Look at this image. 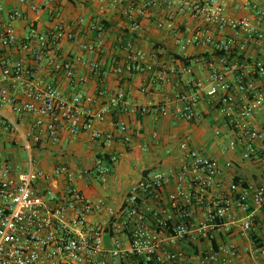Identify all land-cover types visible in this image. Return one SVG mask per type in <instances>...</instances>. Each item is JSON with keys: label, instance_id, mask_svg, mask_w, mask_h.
I'll use <instances>...</instances> for the list:
<instances>
[{"label": "built area", "instance_id": "1", "mask_svg": "<svg viewBox=\"0 0 264 264\" xmlns=\"http://www.w3.org/2000/svg\"><path fill=\"white\" fill-rule=\"evenodd\" d=\"M105 1L121 11L132 33L142 30V21L152 12H163L155 26L173 35L179 54L192 47L209 48L215 56L224 53L217 64L210 62L207 85L177 94L166 105L134 108L131 113L193 121L204 94L216 99L217 114L231 131L229 150L240 149L243 161H253L257 144L264 141V131L253 123L256 116L264 115V88L256 84L264 78V63L237 58L249 44L264 43V7L256 0H241L248 13L237 18L227 8L233 0ZM31 9L38 11L34 5ZM179 15L191 22L185 24L187 33L174 24ZM21 18L19 11L7 13L0 49H18L38 64L47 57L49 73L70 83L84 55L102 49L101 40L81 43L80 29L68 23L56 24L49 32L31 28L19 42L14 23ZM97 30L100 38L101 24ZM67 43L78 48L77 56H61ZM128 48L127 58L114 67V74L154 71L142 52ZM235 52L239 56L230 62ZM88 66L92 73H101L97 62ZM156 77L161 80L164 75L158 72ZM0 81L4 84L0 109L7 106L16 116L33 115L23 136L34 144H55L65 134L76 137L83 132L103 149H111L116 141H130L128 125L112 117L126 95L122 90L108 93L101 79L95 96L67 97L51 82L39 79L32 67L17 63L2 69ZM98 101L100 109L92 112L90 107ZM108 118L117 135L93 128ZM3 132L16 133L18 128L0 112ZM179 150L177 172H145L116 211L103 198L87 197L78 186L95 177L104 181L118 161L114 155L99 153L91 169L58 164L49 172L35 169L31 161L24 172L0 159V264H264V235H257L264 228V183L235 178L226 184L223 168L230 163L223 166L187 142ZM236 237H244L247 245L239 246Z\"/></svg>", "mask_w": 264, "mask_h": 264}, {"label": "crops", "instance_id": "2", "mask_svg": "<svg viewBox=\"0 0 264 264\" xmlns=\"http://www.w3.org/2000/svg\"><path fill=\"white\" fill-rule=\"evenodd\" d=\"M256 2L259 7H264V0H256ZM32 5L36 6L37 12L32 11ZM0 7L2 8L0 33L7 13L21 12L22 18L14 23L19 42L31 28L49 32L56 24L68 23L80 29L81 43H94L97 40H101L102 43L99 53L85 54L82 62L76 64V77L73 83L49 73L47 57L38 64L33 61L31 55L15 48L0 49V75L4 67L22 63L32 67L39 79L51 82L67 97L75 93L95 96L100 87L99 79H101L102 86L108 93L124 91L125 99L112 117L114 121H121L128 125L130 134L129 142L116 141L111 149H103L99 143L91 142L90 134L87 132L80 133L76 137L65 134L60 142L55 144L46 142L34 144L23 136L31 128L33 115L16 116L6 106L1 108L0 112L17 124L18 132L0 134V150H5L9 144L15 146L20 141L28 153V159L16 161L12 157L3 159L0 156L1 160L10 165L19 166L24 172L27 171L30 161L35 169L46 172L51 171L58 164L67 165L73 170L91 169L95 166V158L99 153L114 155L118 160L125 155L135 154L155 162L159 170L146 168L141 172L138 180L125 192L113 197L100 196V193L101 188L114 174L117 162L110 166L104 181L100 177H95L88 184L78 182L79 188L87 197L103 198L108 207L114 211L119 209L126 193L145 172L160 171L170 174L178 171L181 161L179 145L182 142H187L191 148L198 149L209 156L204 151L207 152L215 140L225 141L227 142L225 152L229 154L228 158L222 160L213 156L209 157L217 159L223 166L230 163V167L223 168L226 184L235 178L243 179L250 184L264 183V141L257 144V156L253 161H243L240 149L230 151L228 143L232 134L225 121L217 114L216 99H210L202 94L196 106V118L193 121L156 117L155 114L131 113L134 108L166 105L177 94L192 92L198 84L207 85L209 64L210 62L217 64L219 61L209 48L192 47L185 55L179 54L173 35L155 26L163 12H152L149 19L142 21V30L139 33H132L121 11L113 10L105 0H33L27 4H20L17 0H1ZM227 8L228 12L237 18L248 13V10L243 8L241 0L230 1ZM99 24L103 28L100 38L97 33ZM174 24L187 33L185 24L189 25L191 22L187 16L179 15ZM128 45L131 46V52L138 50L144 54L146 63L154 67L153 72L132 74L124 72L121 75L113 73L114 67L123 64L127 58ZM60 53L62 57L73 58L79 54V51L76 46L67 43L61 47ZM240 55L247 61L264 63V43H251ZM176 56L184 59L193 57V60L185 66ZM238 56L239 54L235 52L229 61L232 62ZM90 62H97L101 67V73L97 75L92 73L88 66ZM170 70L174 72L171 74ZM158 72L164 75L161 80L156 77ZM228 76L232 78L233 73L228 71ZM256 84L259 88H264V78L258 79ZM3 86L4 84L0 81V88ZM100 105L98 101L90 107L91 111H98ZM253 123L257 129L264 131V115L256 116ZM93 128L102 134L117 135V131L110 123V118L94 123ZM34 157L38 159L35 160ZM41 157L44 158L40 160ZM1 205L0 200V207ZM262 229L257 231V235H264ZM234 241L239 246L247 245L244 237H236Z\"/></svg>", "mask_w": 264, "mask_h": 264}, {"label": "rangeland", "instance_id": "3", "mask_svg": "<svg viewBox=\"0 0 264 264\" xmlns=\"http://www.w3.org/2000/svg\"><path fill=\"white\" fill-rule=\"evenodd\" d=\"M227 142L214 141L213 146L206 152L209 156L217 157L218 159H227L229 154L225 152ZM1 158L12 157L16 161H22L28 159V153L23 147V143L18 141L15 146L10 144L6 146L5 150H0ZM139 157L135 154H128L121 157L115 164V172L109 178V181L101 188L100 196H116L125 192L131 184L136 182L143 170L153 169L159 170L155 165V162L147 160L146 158ZM44 157H41L42 160ZM35 160L38 157H34ZM27 168H25L26 170Z\"/></svg>", "mask_w": 264, "mask_h": 264}, {"label": "trees", "instance_id": "4", "mask_svg": "<svg viewBox=\"0 0 264 264\" xmlns=\"http://www.w3.org/2000/svg\"><path fill=\"white\" fill-rule=\"evenodd\" d=\"M222 55H224V53H219L217 57L222 56ZM176 58L179 59L185 66L189 65L191 63V61L193 60V57L184 59V58H181L179 56H176ZM237 59L240 61L244 60L243 56H239ZM235 181H237V180H235Z\"/></svg>", "mask_w": 264, "mask_h": 264}]
</instances>
